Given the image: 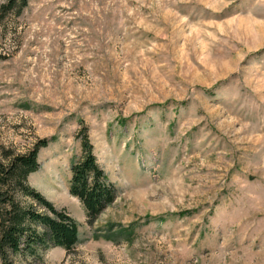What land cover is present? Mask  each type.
I'll return each instance as SVG.
<instances>
[{
    "label": "rangeland",
    "instance_id": "1",
    "mask_svg": "<svg viewBox=\"0 0 264 264\" xmlns=\"http://www.w3.org/2000/svg\"><path fill=\"white\" fill-rule=\"evenodd\" d=\"M0 54V150L45 139L27 181L78 224L14 264H264V0H28ZM82 126L116 191L92 226Z\"/></svg>",
    "mask_w": 264,
    "mask_h": 264
},
{
    "label": "trees",
    "instance_id": "2",
    "mask_svg": "<svg viewBox=\"0 0 264 264\" xmlns=\"http://www.w3.org/2000/svg\"><path fill=\"white\" fill-rule=\"evenodd\" d=\"M28 0H2L0 24L19 16ZM4 55L0 54V60ZM79 156L69 165L68 193L82 206L86 224L92 226L116 198L114 186L97 163L87 128L77 134ZM48 146L38 140L24 154L0 150V264H14L17 257L36 256L39 249L59 247L67 254L78 243V224L30 186L27 179L40 165L38 154Z\"/></svg>",
    "mask_w": 264,
    "mask_h": 264
}]
</instances>
